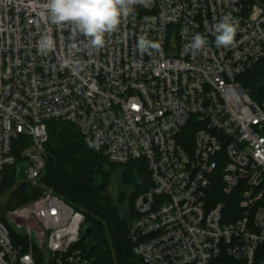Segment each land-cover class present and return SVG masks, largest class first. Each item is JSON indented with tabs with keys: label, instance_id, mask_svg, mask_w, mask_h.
Masks as SVG:
<instances>
[{
	"label": "built area",
	"instance_id": "obj_1",
	"mask_svg": "<svg viewBox=\"0 0 264 264\" xmlns=\"http://www.w3.org/2000/svg\"><path fill=\"white\" fill-rule=\"evenodd\" d=\"M47 0H0V181L27 161L37 185L48 162V124H72L112 165L145 161L151 187L135 201L129 240L143 264H264V101L239 78L264 59L258 0H145L132 6L100 49ZM238 22L234 46L215 26ZM207 39L193 55L196 34ZM44 35L53 50L41 53ZM140 37L160 45L152 55ZM17 172V168H16ZM0 223V264H93L82 249L85 217L54 194ZM49 263V264H50Z\"/></svg>",
	"mask_w": 264,
	"mask_h": 264
},
{
	"label": "trees",
	"instance_id": "obj_2",
	"mask_svg": "<svg viewBox=\"0 0 264 264\" xmlns=\"http://www.w3.org/2000/svg\"><path fill=\"white\" fill-rule=\"evenodd\" d=\"M258 1L264 4V0ZM238 81L255 102H263L264 59L245 72ZM48 135L45 146L48 162L40 181L84 215L83 227L92 228V238L87 237L83 242L80 241L77 248L93 259V264H143L133 252L134 245L129 240V231L136 218L135 201L152 185L146 162L137 161L125 166L108 163L102 155L86 147L79 131L69 123L51 121L48 124ZM21 149V145L15 146L18 161ZM118 167L126 168L125 181L135 188L126 215L121 214L119 206L115 205L106 192L111 172ZM18 180L16 167H6L4 178L0 181V196ZM40 194L41 190L38 188L27 190L26 186L21 185L12 197L21 205L38 199ZM36 256H39L38 253ZM36 261L37 264H44L39 258ZM219 264L243 263L222 256Z\"/></svg>",
	"mask_w": 264,
	"mask_h": 264
},
{
	"label": "clouds",
	"instance_id": "obj_3",
	"mask_svg": "<svg viewBox=\"0 0 264 264\" xmlns=\"http://www.w3.org/2000/svg\"><path fill=\"white\" fill-rule=\"evenodd\" d=\"M145 0H47V15L43 17L53 24H70L74 30L88 39L91 47L100 49L105 45V35L116 31L132 12V6L144 3ZM238 22L231 15L224 16L215 26V44L217 47L234 46ZM207 39L196 34L189 48L193 55L200 52ZM54 48L50 35H44L38 42V50L47 53ZM137 48L141 53L152 55L150 50H160V45L140 37Z\"/></svg>",
	"mask_w": 264,
	"mask_h": 264
},
{
	"label": "rangeland",
	"instance_id": "obj_4",
	"mask_svg": "<svg viewBox=\"0 0 264 264\" xmlns=\"http://www.w3.org/2000/svg\"><path fill=\"white\" fill-rule=\"evenodd\" d=\"M261 3V2H260ZM262 4V3H261ZM264 5V4H262ZM260 103V102H257ZM17 178L19 179L12 187L2 196H0V223L6 221L5 223H9L7 220L8 213L20 206L32 203L36 199L29 201L25 204L18 205L16 199L12 197L14 192H17L19 186L23 185L27 187V190L30 188H38L41 190V194L39 197L46 191H53L51 188L44 186L40 179L38 180L37 185H32L31 183L25 182L27 180V170L29 168V164L27 161L20 160L17 164ZM126 171L125 167H118L115 171L111 172L110 183L107 188V194L110 198H112L115 205L119 206L122 215H126L129 211V204L132 195L135 193V188L133 186L128 185L125 181L124 173ZM54 192V191H53ZM12 201V202H11ZM13 205L10 206L9 204ZM36 259L39 258L40 261H43L44 264H49L50 260L48 258H43L41 254H38ZM38 257V258H37Z\"/></svg>",
	"mask_w": 264,
	"mask_h": 264
},
{
	"label": "water",
	"instance_id": "obj_5",
	"mask_svg": "<svg viewBox=\"0 0 264 264\" xmlns=\"http://www.w3.org/2000/svg\"><path fill=\"white\" fill-rule=\"evenodd\" d=\"M87 237H89V239L92 238V228L89 226H84L82 231L81 241L83 242Z\"/></svg>",
	"mask_w": 264,
	"mask_h": 264
}]
</instances>
